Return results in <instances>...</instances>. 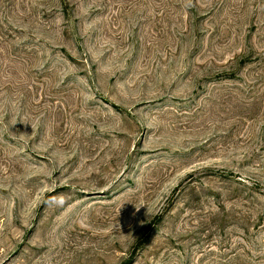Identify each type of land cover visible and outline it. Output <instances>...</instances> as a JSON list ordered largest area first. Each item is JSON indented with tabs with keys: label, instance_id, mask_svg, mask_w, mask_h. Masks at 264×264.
<instances>
[{
	"label": "rangeland",
	"instance_id": "374dc122",
	"mask_svg": "<svg viewBox=\"0 0 264 264\" xmlns=\"http://www.w3.org/2000/svg\"><path fill=\"white\" fill-rule=\"evenodd\" d=\"M0 264H264V0H0Z\"/></svg>",
	"mask_w": 264,
	"mask_h": 264
}]
</instances>
